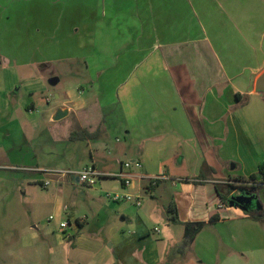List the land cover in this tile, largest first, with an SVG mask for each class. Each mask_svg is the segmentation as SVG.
<instances>
[{
	"label": "crops",
	"instance_id": "obj_1",
	"mask_svg": "<svg viewBox=\"0 0 264 264\" xmlns=\"http://www.w3.org/2000/svg\"><path fill=\"white\" fill-rule=\"evenodd\" d=\"M32 1L0 0L2 44L12 23L20 29L27 23L37 36L42 20ZM72 1L55 2L60 6L50 17L53 28L70 29L69 35L75 30V36L84 30L78 43L83 46L96 43L89 30L98 29L102 36L97 43L111 47L99 51L94 77L86 58L85 65L61 59L75 66L72 76L84 78L92 93L86 98V89L79 86L76 96L65 94L47 117L51 140L61 144L53 146L50 158L63 161L62 166L37 163V148L26 140V120H37V110L49 102L18 99L24 94L19 77L34 79L33 70L22 71L30 64L0 70V189H7L8 197L19 204L25 183L31 188L39 181L37 172L13 171L12 166H93L115 174L124 162L137 160L142 164L137 174L147 179H135L123 194L142 199L148 192L151 200L137 208L136 215L130 204L115 202L120 204V219L109 232V244L95 247L97 264H264V222L245 213L260 209L264 220V186L249 195L239 182L258 177L264 165V90L255 89L264 72V0H94V5L81 7L80 16L69 7ZM86 31L91 33L87 41ZM32 65L37 68V63ZM46 65L50 81L59 83L53 64ZM40 67L47 69L45 64ZM25 92L33 94L31 89ZM58 110L67 115L54 121ZM111 116L124 120V139H112L107 122ZM79 131L84 139L71 140ZM154 176L163 179L149 185L148 178ZM54 180L59 186L80 185L76 177ZM160 186L171 196L164 205L154 195ZM102 189L100 182L94 190ZM220 195L252 196V206L223 202ZM171 204L177 224L167 214ZM158 220L166 223L168 239L157 236ZM194 223L204 226L181 257L177 249L184 225ZM81 239L73 236V251ZM73 264L81 261L74 259Z\"/></svg>",
	"mask_w": 264,
	"mask_h": 264
},
{
	"label": "rangeland",
	"instance_id": "obj_2",
	"mask_svg": "<svg viewBox=\"0 0 264 264\" xmlns=\"http://www.w3.org/2000/svg\"><path fill=\"white\" fill-rule=\"evenodd\" d=\"M57 1L34 0L30 3L31 6L37 5V15L42 20L41 28H37V36H34V29L26 27L27 23H25V28L20 29L16 23L11 21V27L3 44L0 40V54L2 55L0 57L4 56L7 59V62L6 60L3 62L0 58V70L6 68L10 71L20 70L16 64L26 63L30 65L23 67L22 71L33 70L34 72L32 82L27 76L19 77L21 82L18 87L24 94H20L18 99L26 102L49 99L47 107L44 105V108L37 110V115H35L37 120H26L25 125L27 143L37 148L39 157L37 163L44 166L50 162L61 166L64 163L50 158L53 146L61 144L54 145L51 140L48 131L50 123L47 120L49 113L56 109L65 94L76 96L79 86L86 89V98L92 95L88 92L90 85L84 82V78L72 76V69L75 66L70 61L61 59L74 58L78 61L82 60L80 65H85L84 58H86L88 60L86 62L90 64V70H88L90 77H94L97 73L99 51L105 49L104 47H111L97 43L100 42L99 36H102L98 29L89 30L97 40L96 43L83 46L78 43L83 37L84 30L80 29L81 34L75 36V30H72L73 34L69 35L70 29L53 28L55 23L50 22V17L56 6H60L55 5ZM63 3L64 0H61L59 4ZM85 4L94 5V0H73L69 7L74 10L75 15L80 16L81 7ZM195 26V30H199L198 26ZM87 31L84 34L85 41L91 37V33ZM1 32L2 30L0 34ZM35 63H37V68L32 65ZM46 63L53 64L59 83H50L51 76L47 74L46 66L48 65ZM42 64H45L46 71L41 69ZM25 89H31L33 94L25 92ZM107 122L111 127L110 134L113 140L116 138L122 140L126 137L124 120H116L111 116ZM54 179V177L37 173V181H39L35 187L31 188L28 187V182L25 183L24 200L19 204L12 202V199L8 197L7 189H0V264H73L74 259L80 260L81 264H97L94 259L95 247L103 248L109 244V232L116 227L115 222L120 219L117 211V206L120 204L105 197V192L123 194L121 183L116 179L106 178L101 181L102 191H95L82 184L74 185L64 182L59 186ZM44 180H49L48 187H43ZM154 195L159 200V204L163 205L171 198L169 192L162 190V186L156 190ZM142 196V204L151 200L148 192H144ZM227 202L230 203V199H227ZM130 206L131 211L136 215L138 209L132 204ZM99 212L102 215L97 217ZM50 216L54 218L51 221ZM75 218H86L87 222L78 230L76 236V231L73 229H67L65 232L73 234L75 240L82 236L80 241H75L77 249L73 251L74 247L70 245L72 239L69 241L64 239V234L59 230L58 224L67 219L74 221ZM154 226H159L160 233L157 236L168 239L165 236L168 235V231L164 221L158 220ZM174 264H182V262L176 260Z\"/></svg>",
	"mask_w": 264,
	"mask_h": 264
},
{
	"label": "built area",
	"instance_id": "obj_3",
	"mask_svg": "<svg viewBox=\"0 0 264 264\" xmlns=\"http://www.w3.org/2000/svg\"><path fill=\"white\" fill-rule=\"evenodd\" d=\"M10 170L18 171V172H25V171H31V172H37L42 173L44 175L50 176V177H76L78 179V182L82 184L83 186L90 188V189H96L99 185V183L106 178H112L116 179L121 183L122 189H128L133 186L135 179H147V177L138 175L137 172L142 169V164L140 161L133 160V161H126L123 164H121L120 170L115 174H107L98 171L93 166H85L81 169H65V170H51V169H39V168H26L22 166H12L9 167ZM162 177H150L148 178L149 185H155L157 182L161 181ZM43 187H48L50 185L49 180H46L42 183ZM245 187H263L264 184H261L260 181H255V183L252 182H246L243 183ZM105 197L108 199H111L113 202H126L132 204L134 207L139 208L142 205L141 197L138 195H132L130 193L126 194H120L117 192H105ZM54 218L52 216L49 217V220H53ZM86 221V218H75L74 221H71L70 219H67L66 221L59 222V230L61 233L64 234V239L67 241L71 240L73 238V234H66L67 229H73V231H77L80 226ZM157 231V229H156Z\"/></svg>",
	"mask_w": 264,
	"mask_h": 264
},
{
	"label": "trees",
	"instance_id": "obj_4",
	"mask_svg": "<svg viewBox=\"0 0 264 264\" xmlns=\"http://www.w3.org/2000/svg\"><path fill=\"white\" fill-rule=\"evenodd\" d=\"M94 135H91L90 138L94 137ZM89 137V136H88ZM71 140H83L84 139V133L82 131L79 132H74L71 134L70 136ZM255 181H260L261 184H264V165L259 166V173H258V177L255 176H251L247 182H252L255 183ZM240 183H246L245 180H240ZM232 189H234V187H231ZM241 189H246L248 190L249 195H253L256 193V190L259 187H240ZM220 198L223 202H227V199L223 196L220 195ZM245 213L251 218L254 219L255 221L261 222L263 223V213L260 209H252L250 210H246ZM167 214L170 215V221L174 224L178 223V219H177V212H176V207L174 205H169L168 209H167ZM215 219H211V222L214 221ZM204 226L203 223H194V224H185V233H184V238L181 242V244L179 245L178 249H177V253L181 255V257H184L186 255V253H188L190 251V247H191V243H192V239L193 236L195 234H197L201 228ZM81 228V226L79 227V229ZM168 264H173V261L170 260V262H168Z\"/></svg>",
	"mask_w": 264,
	"mask_h": 264
},
{
	"label": "water",
	"instance_id": "obj_5",
	"mask_svg": "<svg viewBox=\"0 0 264 264\" xmlns=\"http://www.w3.org/2000/svg\"><path fill=\"white\" fill-rule=\"evenodd\" d=\"M56 82V80H51L50 83L54 84ZM255 89L257 91H262L264 90V72L262 74H260V76L257 78L256 82H255ZM67 115V111L66 110H58L55 114V116L53 117L54 121H59L60 119H62L63 117H65ZM253 197L252 196H244V195H238V196H232L230 198V203H235L237 205L240 206H244V204H249L252 201Z\"/></svg>",
	"mask_w": 264,
	"mask_h": 264
},
{
	"label": "flooded vegetation",
	"instance_id": "obj_6",
	"mask_svg": "<svg viewBox=\"0 0 264 264\" xmlns=\"http://www.w3.org/2000/svg\"><path fill=\"white\" fill-rule=\"evenodd\" d=\"M244 206L246 207H251L252 206V204H244Z\"/></svg>",
	"mask_w": 264,
	"mask_h": 264
}]
</instances>
